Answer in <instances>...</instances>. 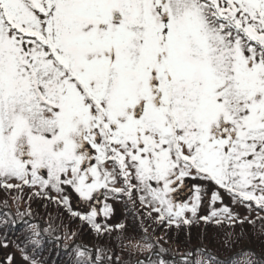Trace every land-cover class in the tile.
I'll use <instances>...</instances> for the list:
<instances>
[{"label":"snow or ice","instance_id":"snow-or-ice-1","mask_svg":"<svg viewBox=\"0 0 264 264\" xmlns=\"http://www.w3.org/2000/svg\"><path fill=\"white\" fill-rule=\"evenodd\" d=\"M0 178L74 190L97 231L106 192L195 215L186 179L264 208V0H0Z\"/></svg>","mask_w":264,"mask_h":264},{"label":"trees","instance_id":"trees-1","mask_svg":"<svg viewBox=\"0 0 264 264\" xmlns=\"http://www.w3.org/2000/svg\"><path fill=\"white\" fill-rule=\"evenodd\" d=\"M30 188V185L24 184L22 189L13 191V197H20L17 199L25 201L27 199L29 202L39 198L42 201L41 204L38 205L34 201L32 205H29L31 207L29 214H32L37 221L40 220L49 232L51 229L49 227L53 226L55 221H51L50 226L46 225L42 209L54 198L51 194L42 193L39 190L35 192ZM121 194L126 196L123 193L114 195ZM0 195L3 199L1 201L4 202L3 192H0ZM132 195L134 196L131 198L133 204L128 210H125L128 217L127 222L105 228L99 227V231L86 223H80L79 220L74 221L76 217H71L66 203L61 200L60 196H57L59 198L56 200L57 202L51 203L54 206L50 211L57 208L63 212L61 216L66 214L58 228L70 231L72 227L78 231L77 242H80L84 247L94 248L100 252V262L94 259L93 253H87L88 255L83 258L85 261L91 259L94 264H152L159 260V264H215V261L210 258H218L219 261L226 264L232 255L242 251L246 255L238 257L232 264H238V262L245 264L247 261H251L252 264H264V208L253 205L257 210L255 212L257 215L247 220L234 215L230 217L220 215L218 218L208 216L205 219L201 217L189 219L166 217L161 219L160 214L153 210L151 204L142 202L139 192H134ZM30 216L26 215L28 218ZM0 218H3L6 223L1 230L4 239L2 242L22 249L24 254L30 256L31 262L36 264H81L82 258L78 256V251L83 248L75 245L70 253H66L59 247L55 236L51 234L47 236L38 234L36 238L33 237V230L28 229L31 223L24 222L21 226H17L11 217ZM151 221L158 223L153 225ZM42 224L37 227L40 228ZM150 225L157 227L160 234L150 237L147 234ZM132 236L134 239H128ZM121 238L122 240L119 241ZM131 242H140L146 245L152 243L155 259L150 262L147 260L148 257H144L146 260L139 262L142 257L130 250ZM22 244H25L24 247ZM196 248H200L198 252L194 251Z\"/></svg>","mask_w":264,"mask_h":264},{"label":"rangeland","instance_id":"rangeland-1","mask_svg":"<svg viewBox=\"0 0 264 264\" xmlns=\"http://www.w3.org/2000/svg\"><path fill=\"white\" fill-rule=\"evenodd\" d=\"M0 181L3 182V184L5 185L3 186L0 183V187H1L0 192H3L5 196V200L4 202H2L1 200L3 199L1 198V195H0V217H3V216L7 218L11 217V219L15 220L17 226H21V224L24 222L31 223L28 229L31 231L33 230V234H34L33 237L36 238L38 234L40 236H47L51 234L55 236V238L58 241L59 247L62 250H64L66 253H70V251L76 245L86 250L87 253H93L94 259L100 262L99 261V258L101 257L100 252L96 251L94 248H89L87 246L84 247L81 245L80 242H77L76 235L78 231L74 230L72 227L70 228V231L66 229L58 228L61 222L65 219L66 214L64 213L65 215L61 216L63 212L59 211V209L57 208L56 210L50 211L51 207L54 206V204H51V203L57 202L56 200H58V199H55V196H60L62 198L61 200H63L66 203V207L69 209L70 215H72L71 217L73 216H74L73 218L76 217L74 221L79 220L80 223H86L89 226H93L91 223L81 218L82 215H87L90 213L91 208L89 207V202H85L82 199H80L78 195L75 194L74 190L68 189L67 187H66L65 192L60 193L51 188H41L38 184L35 186H31L30 188L31 190L35 192L39 190V191H42V193L46 192V194H51V196H53L54 198L51 203H48V205H45L42 209V214H43L42 216L46 218V221H45L46 225L50 226L51 221H55L54 225L49 227L51 229H49V232H48L47 231L48 228L45 225H43L40 220L37 221L36 219H34V216L32 214H29L30 208H31L29 205H32L34 201H36V203L39 205L41 204L42 201H40V199L37 198L35 200H30L29 202L27 201V199L25 201L24 199H17L20 197H17V198L13 197L14 195L13 191L10 190L6 186L8 185L13 186L16 184L17 185L16 189H22L20 188V185L22 184V182L18 179L0 178ZM195 184H199L203 186L204 195L202 196L201 203L199 205L197 213L193 215L191 212H186L182 215L183 217L189 219L191 217H199V216H205V215L211 216V211L214 208L219 209L223 207H227L231 215H234L238 218H243L246 220L252 219L257 215V213H255L257 211L256 208L254 207L256 206L255 203L249 204V202L244 203V202L236 201L232 198L230 194H228L224 190H218L220 196L222 197L223 203L217 202L216 204H213L211 201V196L217 192V189L214 185H209V183L205 181H193L191 179H186L184 186L185 185H188V186L184 190H180V194L177 197L178 203L180 202L188 203V204L192 203L193 194H194L193 185ZM123 186H124L123 183L118 182L116 184L117 188H121ZM101 191H104V190H101ZM114 194L115 193L106 192L105 193L107 197L106 199H105V196H100L98 203L96 201L91 202L96 208L100 210V214L97 216L96 221H95V223L98 224L99 227L105 228V227L115 226V225H119L121 223L127 222L128 217H127L125 210H128L132 206L133 201L131 198H134V196L132 195V197L131 196L129 197V195L126 194V196L129 197L127 198L126 196L125 197L122 196V194L121 195H114ZM65 197H68L69 199H65ZM122 200H125V201H122ZM105 205L109 206L112 209L111 213L108 216H105L103 214V208ZM26 215H31V216L30 218H28L26 217ZM49 217L51 218V220ZM3 222H4L3 218L2 219L0 218V224ZM151 223H153L154 225V224H157L158 222L156 221V223H154V221H151ZM5 224L6 223L4 222V224L0 225V264H10L9 258H12V260H14V264H36V263L31 262L30 256L24 254L22 249L18 247H14L11 244L2 242V240L4 239L2 236L1 230L4 228ZM39 224H42L40 228L37 227L39 226ZM148 228H149V231L147 232V234L150 237L154 236L155 234H160V231L158 230L157 227H154V226L152 227L150 225ZM32 239L34 240V238ZM128 239L132 240L134 239V236ZM120 240H122V238L119 239V241ZM24 245L25 244H22V247H24ZM65 247L67 248L65 249ZM199 249L200 248H196V250L194 251L198 252ZM130 250L132 252H136L138 256L142 257L141 259H139L140 262H144L146 260L144 257H148L147 260L150 262H152L153 259H155L156 257V255L153 254L155 251L153 252L154 247L152 246V243H149L148 245H146L140 242H137V243L131 242ZM235 255L236 254L232 255L231 258H233V256ZM25 256L27 257V259L25 258ZM183 260H185V258H183ZM159 261H157L156 263H152V264H159ZM161 262L163 263V261ZM135 264H138V263H135Z\"/></svg>","mask_w":264,"mask_h":264}]
</instances>
